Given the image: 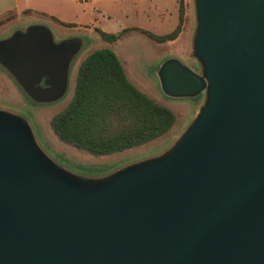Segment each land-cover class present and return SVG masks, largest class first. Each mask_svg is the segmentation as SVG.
<instances>
[{
    "label": "water",
    "instance_id": "obj_1",
    "mask_svg": "<svg viewBox=\"0 0 264 264\" xmlns=\"http://www.w3.org/2000/svg\"><path fill=\"white\" fill-rule=\"evenodd\" d=\"M194 7L198 70L171 57L156 77L167 97L203 102L164 151L81 175L0 107V264H264V0ZM85 46L34 23L0 39V66L55 104Z\"/></svg>",
    "mask_w": 264,
    "mask_h": 264
},
{
    "label": "rangeland",
    "instance_id": "obj_2",
    "mask_svg": "<svg viewBox=\"0 0 264 264\" xmlns=\"http://www.w3.org/2000/svg\"><path fill=\"white\" fill-rule=\"evenodd\" d=\"M184 1L186 29L177 40L164 44H158L142 34H134L132 37L123 38L117 44H109L103 41L99 34L78 33L70 28H60L42 20V17L31 20L25 16H12L13 14L1 17L0 39L10 36L18 28L41 23L52 29L57 40L78 36L86 40V46L72 65L66 96L55 104L42 105L32 102L11 75L0 66V107L27 117L37 134L39 143L45 151L59 163L81 175H102L164 151L185 131L203 102V96L194 99L167 97L163 93L156 77V64H160L172 56L179 58L192 70H198L197 62L190 58L191 41L196 26L194 0ZM107 24L111 27H106L103 24V28H108L106 30L109 33L115 34L120 31V27L128 26L127 23L119 18L107 21ZM146 30L151 33L161 34L173 31L174 27L164 25L159 29L146 28ZM103 48H109L117 52L125 66L130 81L142 92L173 110L177 114V122L166 136L146 145L113 155L93 156L84 150L61 141L51 128V120L55 115L61 113L72 100L75 92L77 72L81 62L95 50ZM163 58L166 59L163 60Z\"/></svg>",
    "mask_w": 264,
    "mask_h": 264
},
{
    "label": "trees",
    "instance_id": "obj_3",
    "mask_svg": "<svg viewBox=\"0 0 264 264\" xmlns=\"http://www.w3.org/2000/svg\"><path fill=\"white\" fill-rule=\"evenodd\" d=\"M179 5V25L165 35L140 28H127L116 34L96 31L110 44L132 31L159 44L173 42L183 32L185 23V1L179 0ZM50 18L65 27L75 26ZM176 122L177 114L135 86L117 54L103 48L81 62L74 96L68 106L52 118L51 128L61 141L93 156H107L158 140L166 136Z\"/></svg>",
    "mask_w": 264,
    "mask_h": 264
},
{
    "label": "crops",
    "instance_id": "obj_4",
    "mask_svg": "<svg viewBox=\"0 0 264 264\" xmlns=\"http://www.w3.org/2000/svg\"><path fill=\"white\" fill-rule=\"evenodd\" d=\"M29 10L32 12L26 14L25 12ZM10 13H15L18 17L25 16L29 20L42 17V20L60 28H70L78 33L87 34H98L96 29L109 33L106 30L108 28H103V24L106 27H111L107 21H112L114 18L122 19L128 24L127 27H120V31L117 33L127 28L159 29L164 25L173 26L175 30L180 22L179 0H0V18ZM50 17L75 26H62ZM185 29L186 19L181 35ZM171 32L156 35H165ZM134 34L141 33L132 31L113 44H117L123 38L132 37ZM115 53L117 54V52ZM165 59L163 58V60Z\"/></svg>",
    "mask_w": 264,
    "mask_h": 264
},
{
    "label": "flooded vegetation",
    "instance_id": "obj_5",
    "mask_svg": "<svg viewBox=\"0 0 264 264\" xmlns=\"http://www.w3.org/2000/svg\"><path fill=\"white\" fill-rule=\"evenodd\" d=\"M41 87H43V88H46L47 87V85L45 84L44 81L41 83Z\"/></svg>",
    "mask_w": 264,
    "mask_h": 264
}]
</instances>
